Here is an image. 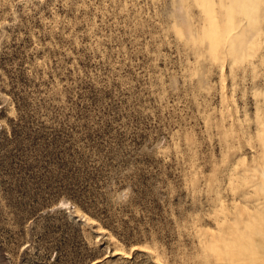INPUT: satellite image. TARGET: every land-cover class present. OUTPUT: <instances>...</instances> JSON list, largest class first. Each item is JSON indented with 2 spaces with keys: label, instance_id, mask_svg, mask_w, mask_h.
Returning <instances> with one entry per match:
<instances>
[{
  "label": "rangeland",
  "instance_id": "rangeland-1",
  "mask_svg": "<svg viewBox=\"0 0 264 264\" xmlns=\"http://www.w3.org/2000/svg\"><path fill=\"white\" fill-rule=\"evenodd\" d=\"M0 264H264V0H0Z\"/></svg>",
  "mask_w": 264,
  "mask_h": 264
}]
</instances>
